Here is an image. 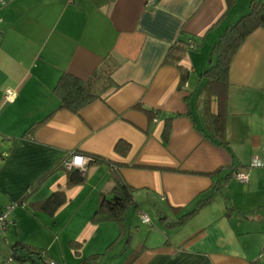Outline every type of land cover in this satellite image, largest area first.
<instances>
[{"label":"crops","instance_id":"0c3cea01","mask_svg":"<svg viewBox=\"0 0 264 264\" xmlns=\"http://www.w3.org/2000/svg\"><path fill=\"white\" fill-rule=\"evenodd\" d=\"M3 1L0 212L36 186L0 228V264H35L14 259L23 247L44 250L41 264H264V26L236 51L219 114L204 74L258 0ZM97 68L109 73L98 96L58 108L59 76ZM71 153L102 161L68 186ZM116 181L134 203L122 222H93ZM56 191L65 201L53 213L29 208Z\"/></svg>","mask_w":264,"mask_h":264},{"label":"trees","instance_id":"16d2710c","mask_svg":"<svg viewBox=\"0 0 264 264\" xmlns=\"http://www.w3.org/2000/svg\"><path fill=\"white\" fill-rule=\"evenodd\" d=\"M262 26H264V1H252L248 12L229 25L212 47L210 56L212 62L204 72L208 78L205 92L207 96L215 97L218 114L225 104L228 85L227 73L232 59L245 38ZM106 76H109L108 71L101 68H97L90 77L84 80L66 72L62 73L54 88L55 92L60 97L58 108H67L73 112H78L83 106L89 104L98 96V92L104 87L107 79ZM213 123L214 125H218V129L222 128L220 117L216 116L213 119ZM83 155L89 158L87 166L102 161L93 155ZM61 167H64L63 162ZM84 172L85 171H79L78 169L67 170V185L72 186L82 183L84 181ZM35 186L36 185L30 186L26 195L14 204L21 205L25 203L28 193H30ZM133 191V187L127 183L116 181L108 194L101 195L99 203L93 212L92 221L122 222L126 209L134 203ZM64 201L65 198L63 194L56 191L40 202L28 203V206L33 210L45 209L53 213ZM204 202L207 201H203L202 204H204ZM187 216L188 214L184 216L185 219ZM23 249L27 254L41 263L43 255L45 254L44 250L30 247H23ZM13 256L14 259L21 261L26 259L21 255H16L15 252ZM97 258V255H92L82 260L79 264H98ZM11 259H13V257H10V260Z\"/></svg>","mask_w":264,"mask_h":264},{"label":"built area","instance_id":"2783aa9c","mask_svg":"<svg viewBox=\"0 0 264 264\" xmlns=\"http://www.w3.org/2000/svg\"><path fill=\"white\" fill-rule=\"evenodd\" d=\"M2 4L4 3L3 0L0 1ZM193 47L195 46L194 44H191ZM13 92L11 90L6 91V99L7 100H12L13 98ZM76 157H83L85 158V162H83L81 165H77L75 163V158ZM89 158L87 156H84L83 154L80 153H71L66 159L63 161V166L65 169H78L79 171H85L87 164H88ZM261 163L259 162H253L250 164V167L253 166H259ZM231 177L236 179L237 181L240 182H247L248 180V174L247 172H240L236 171L231 174ZM15 207V204L8 205L6 206L1 212H0V228H5L7 226H12L14 225V221H11L8 219V214L9 212ZM140 219L142 222L147 223L148 222V217L145 214L140 213L139 214ZM262 255H264V252H262ZM48 264H54L53 262H49Z\"/></svg>","mask_w":264,"mask_h":264},{"label":"water","instance_id":"95a60500","mask_svg":"<svg viewBox=\"0 0 264 264\" xmlns=\"http://www.w3.org/2000/svg\"><path fill=\"white\" fill-rule=\"evenodd\" d=\"M17 251L20 253V255H21L22 257H24V258H28V259L32 260L35 264H41V263H39L37 260H35L32 256H30L29 254H27L26 252H23V251L20 250V249H18Z\"/></svg>","mask_w":264,"mask_h":264},{"label":"clouds","instance_id":"9594fccd","mask_svg":"<svg viewBox=\"0 0 264 264\" xmlns=\"http://www.w3.org/2000/svg\"><path fill=\"white\" fill-rule=\"evenodd\" d=\"M83 162H85V158H83V157H76L75 158V163L77 164V165H81ZM87 168V167H86Z\"/></svg>","mask_w":264,"mask_h":264},{"label":"rangeland","instance_id":"374dc122","mask_svg":"<svg viewBox=\"0 0 264 264\" xmlns=\"http://www.w3.org/2000/svg\"><path fill=\"white\" fill-rule=\"evenodd\" d=\"M0 143H1V139H0ZM1 146V145H0ZM1 150V149H0ZM16 207V206H15Z\"/></svg>","mask_w":264,"mask_h":264}]
</instances>
